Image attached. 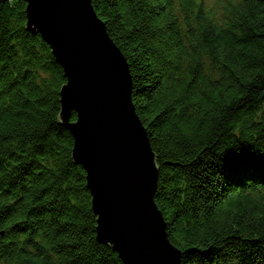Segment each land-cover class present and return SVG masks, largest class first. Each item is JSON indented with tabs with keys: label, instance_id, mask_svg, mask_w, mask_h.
I'll return each mask as SVG.
<instances>
[{
	"label": "trees",
	"instance_id": "1",
	"mask_svg": "<svg viewBox=\"0 0 264 264\" xmlns=\"http://www.w3.org/2000/svg\"><path fill=\"white\" fill-rule=\"evenodd\" d=\"M208 1L91 3L127 61L181 264H264V0ZM26 6L0 0V264H122L96 241L63 70Z\"/></svg>",
	"mask_w": 264,
	"mask_h": 264
},
{
	"label": "water",
	"instance_id": "2",
	"mask_svg": "<svg viewBox=\"0 0 264 264\" xmlns=\"http://www.w3.org/2000/svg\"><path fill=\"white\" fill-rule=\"evenodd\" d=\"M25 2L27 31L40 35L63 70L59 119L86 173L97 243L122 264H181L154 202L158 168L133 106L127 61L91 0Z\"/></svg>",
	"mask_w": 264,
	"mask_h": 264
}]
</instances>
